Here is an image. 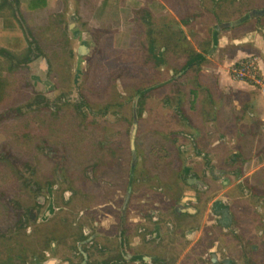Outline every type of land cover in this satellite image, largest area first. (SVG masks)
<instances>
[{"label":"rangeland","instance_id":"1","mask_svg":"<svg viewBox=\"0 0 264 264\" xmlns=\"http://www.w3.org/2000/svg\"><path fill=\"white\" fill-rule=\"evenodd\" d=\"M137 1L143 5L112 0L100 13L101 0H0V69L8 80L0 102V207L11 208L9 225L0 210V231L7 228L10 238L4 243L0 235V262L8 246L13 259L20 235L31 229L18 225L27 206L47 207V190H54L57 206L72 207L83 191H92L86 171L102 174L99 159L108 157L102 153L111 144L118 162L127 165L133 106L139 115L137 165L148 164L151 173H173L165 163L167 138L172 153L180 144L189 145L185 157L197 159L189 137L200 136L193 128H202L203 122L218 139L220 133L226 137L216 147L211 142L205 147L210 158L223 165L239 151L234 160L241 167L236 169L262 175L263 101L250 82L233 78L231 68L248 56L258 57L264 67V41L256 45L247 39L253 29L264 38V14L235 24L262 11L264 0ZM157 1L163 9L148 5ZM170 32L176 35L169 45ZM198 52L209 55L203 82L212 99L206 89L194 86L193 69L186 64ZM233 56H238L235 61ZM182 75L183 89L175 82ZM217 112L221 121L215 123L209 118ZM234 118L246 135L243 142L226 144ZM209 132L214 139L208 129L206 136ZM122 174L125 189L128 175ZM5 194L11 195L10 204ZM39 196L43 199H34ZM59 216H66L67 225L76 221Z\"/></svg>","mask_w":264,"mask_h":264},{"label":"flooded vegetation","instance_id":"2","mask_svg":"<svg viewBox=\"0 0 264 264\" xmlns=\"http://www.w3.org/2000/svg\"><path fill=\"white\" fill-rule=\"evenodd\" d=\"M135 113L133 106L127 165L118 162L111 144L102 153L108 157L99 159L102 174L86 171L92 191H83L72 207L57 206L54 190H47V207L35 205L42 211L38 214L27 206L18 225L31 229L20 235L13 259L9 246L3 249L0 264H264V161L258 167L262 175L241 174L235 153L221 165L205 147L209 142L216 147L225 138L218 133V139L202 122V128H193L200 136L189 137L198 158H186L189 145L179 142L178 153H172L167 138L165 163L173 173H151L148 164L137 165ZM209 119L219 122L218 112ZM207 129L216 135L215 142L211 132L206 136ZM120 166L128 175L125 189ZM68 195L63 198L70 204ZM4 198L10 204L11 195ZM0 210L9 225L11 208ZM60 213L76 221L67 225ZM0 235L4 243L10 241L7 228Z\"/></svg>","mask_w":264,"mask_h":264},{"label":"trees","instance_id":"3","mask_svg":"<svg viewBox=\"0 0 264 264\" xmlns=\"http://www.w3.org/2000/svg\"><path fill=\"white\" fill-rule=\"evenodd\" d=\"M111 2L112 0H101L100 4H99V7H98V10L100 13H102L106 8L110 7L111 6ZM131 2L135 5H137L138 7H141L143 4L137 0H131ZM149 6H151L152 8H156L157 10H161L163 9V5L160 3V2H152V3H148ZM147 5V6H148ZM264 10V9H263ZM255 17H258V16H255ZM264 17V16H263ZM262 17V18H263ZM259 20V17L256 18ZM215 29V27L213 28ZM255 30V29H253ZM175 33H172L170 32V35L168 37V44L170 45L172 43V39L171 37H175ZM179 38H177L176 40H178ZM176 45H180L179 43H175V45L173 46H176ZM178 49V48H177ZM177 49L175 51V53L177 52ZM208 53L206 52H198V53H195V55L191 56L186 64L189 68L193 69L192 72L194 73V80H195V87L196 88H204V91L205 92V89H206V92L207 94L209 95V97L212 99V93H211V89H209V87L207 85L204 84L203 82V74H204V67H205V63H203L205 60L208 59ZM1 66V64H0ZM185 79H186V76L185 75H182L180 77H178L176 79V83H180V88L183 89L186 85L185 84H181L183 82H185ZM8 87V80L7 78L4 76L3 74V71L0 69V102L3 101L5 95H6V91H7V88ZM136 93V92H135ZM182 93H183V90H182ZM183 109V107H181V110Z\"/></svg>","mask_w":264,"mask_h":264},{"label":"built area","instance_id":"4","mask_svg":"<svg viewBox=\"0 0 264 264\" xmlns=\"http://www.w3.org/2000/svg\"><path fill=\"white\" fill-rule=\"evenodd\" d=\"M231 74L235 79L250 82L258 90L264 105V72L258 57L248 56L238 60L231 68Z\"/></svg>","mask_w":264,"mask_h":264},{"label":"crops","instance_id":"5","mask_svg":"<svg viewBox=\"0 0 264 264\" xmlns=\"http://www.w3.org/2000/svg\"><path fill=\"white\" fill-rule=\"evenodd\" d=\"M251 32V34H249V37L247 38V39H250V40H255L256 41V45H258L259 43H261L262 41H264V38H263V36H261L259 33H257L255 30H252V31H250ZM261 39H262V41H261ZM242 40H244V39H242ZM261 41V42H260ZM254 47V49H256V46H253ZM253 51H250V52H247L248 54H250V53H252ZM247 54V55H248ZM237 57L238 56H233V58H232V60H236L237 59ZM262 62H260V65H261V67H262ZM214 68H217V69H220V68H218V66H214ZM262 70H263V72H264V67H262ZM218 120H219V122L221 121L220 120V114H218ZM235 123H237L238 125H239V127L238 128H236V126H235ZM241 126H243L241 123H240V120H239V118L237 119V118H234V120H233V124L232 125H230L229 126V129H230V131H231V136H227V137H230V139L229 140H226V144H231V145H233L235 142L234 141H237L238 139H240V141H242L243 142V140H244V136L246 135V133H245V129H243V127H241ZM252 127H256V125L255 124H253V125H251ZM263 127H264V125H263ZM255 133V135L258 133V130L257 129H255V131H254ZM220 134H222V133H220ZM226 138V137H225ZM223 142V141H222ZM239 152V151H238ZM238 152H235V154H237Z\"/></svg>","mask_w":264,"mask_h":264},{"label":"water","instance_id":"6","mask_svg":"<svg viewBox=\"0 0 264 264\" xmlns=\"http://www.w3.org/2000/svg\"><path fill=\"white\" fill-rule=\"evenodd\" d=\"M263 14H264V10H262V11H253V12H251L249 15H247V16L243 17L241 20L237 21L235 24H239V23H241V22L247 20L250 16H256V15L261 16V15H263ZM214 44L217 45V34H215ZM214 47H215V46H214ZM214 47L212 48V50L210 51V53H212V52L215 50ZM143 93H145V92L143 91ZM135 114H136V113H135ZM136 121H137V116L135 115V122H136Z\"/></svg>","mask_w":264,"mask_h":264}]
</instances>
